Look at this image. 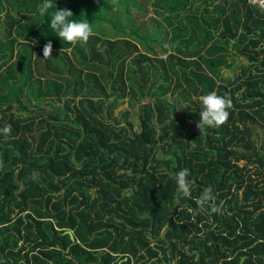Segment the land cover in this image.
I'll list each match as a JSON object with an SVG mask.
<instances>
[{"label":"trees","instance_id":"16d2710c","mask_svg":"<svg viewBox=\"0 0 264 264\" xmlns=\"http://www.w3.org/2000/svg\"><path fill=\"white\" fill-rule=\"evenodd\" d=\"M78 2L57 0L92 26L72 44L42 0H0V264H264V9L118 0L96 15ZM238 53L248 62L224 75ZM213 91L231 99L228 120L199 128Z\"/></svg>","mask_w":264,"mask_h":264},{"label":"clouds","instance_id":"9594fccd","mask_svg":"<svg viewBox=\"0 0 264 264\" xmlns=\"http://www.w3.org/2000/svg\"><path fill=\"white\" fill-rule=\"evenodd\" d=\"M37 14L40 17H47L48 27L55 33L54 36L65 42L72 44L83 43L92 34V26L87 19H73V12L67 8H58L57 0H42V3L38 6ZM52 50L53 44L49 40L43 47V57L52 56ZM198 103L201 106L199 112L200 120L197 122L199 128L203 126L218 127L228 120V109L232 107V101L229 97L218 95L213 91L198 97ZM9 131L10 128L8 126L0 129L2 133H8ZM188 177L189 171L187 169L181 170L176 174L175 183L183 197H188L191 193L192 182ZM213 198L212 191L204 189L196 203L203 207ZM213 211H218V209H213Z\"/></svg>","mask_w":264,"mask_h":264},{"label":"rangeland","instance_id":"374dc122","mask_svg":"<svg viewBox=\"0 0 264 264\" xmlns=\"http://www.w3.org/2000/svg\"><path fill=\"white\" fill-rule=\"evenodd\" d=\"M117 1L118 0H79V2L75 5L74 9H76V11H84V12H88L90 10V8L92 7L93 8V12L98 15V10L100 9V7L104 6L109 12L110 11H116L117 9ZM140 1V0H139ZM149 5V13H148V18L152 17L154 14V12L152 11L151 9V6L150 4ZM77 13V12H74V14ZM81 15V14H80ZM148 31L150 33H153L154 32V28L153 26H150L148 27ZM147 31V34H149V32ZM151 36V35H150ZM149 36V37H150ZM232 51L234 52V50L232 49ZM239 54V53H238ZM241 54H239V58H238V61L235 62L234 64H231L230 67H227L225 66L223 68V73L224 75H227V76H234L238 73V67L240 65V63H247L248 60L246 57H241L240 56ZM46 101V100H45ZM45 101H41L42 104H45L46 102ZM63 103V102H62ZM22 103H18V102H15V106L16 108L18 107H22L21 106ZM32 106V105H31ZM122 109H130V110H133V107H130L129 105V102L126 101L125 103H123L120 107H118L116 109V114H118L119 110H122ZM134 110H135V107H134Z\"/></svg>","mask_w":264,"mask_h":264},{"label":"built area","instance_id":"2783aa9c","mask_svg":"<svg viewBox=\"0 0 264 264\" xmlns=\"http://www.w3.org/2000/svg\"><path fill=\"white\" fill-rule=\"evenodd\" d=\"M253 4L257 5L259 8L264 9V0H250Z\"/></svg>","mask_w":264,"mask_h":264},{"label":"water","instance_id":"95a60500","mask_svg":"<svg viewBox=\"0 0 264 264\" xmlns=\"http://www.w3.org/2000/svg\"><path fill=\"white\" fill-rule=\"evenodd\" d=\"M65 232L69 233L72 239L75 238V237H74V233H73V231H71V230L68 229V230H66ZM245 258H246V257L243 256V257L240 259L239 264H244V260H245Z\"/></svg>","mask_w":264,"mask_h":264},{"label":"bare ground","instance_id":"6f19581e","mask_svg":"<svg viewBox=\"0 0 264 264\" xmlns=\"http://www.w3.org/2000/svg\"><path fill=\"white\" fill-rule=\"evenodd\" d=\"M66 230H68V229H66ZM66 230H65V231H66ZM69 230H71V229H69ZM71 231H73V230H71ZM65 233H67V232H65ZM73 233H74V231H73ZM74 237H75V233H74ZM74 239H75V238H74Z\"/></svg>","mask_w":264,"mask_h":264}]
</instances>
